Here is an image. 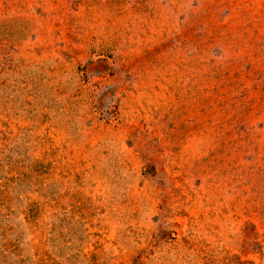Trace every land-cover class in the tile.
Segmentation results:
<instances>
[{"label":"rangeland","instance_id":"374dc122","mask_svg":"<svg viewBox=\"0 0 264 264\" xmlns=\"http://www.w3.org/2000/svg\"><path fill=\"white\" fill-rule=\"evenodd\" d=\"M0 264H264V0H0Z\"/></svg>","mask_w":264,"mask_h":264}]
</instances>
